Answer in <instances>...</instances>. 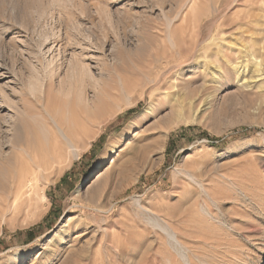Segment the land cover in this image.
Here are the masks:
<instances>
[{"label": "rangeland", "instance_id": "374dc122", "mask_svg": "<svg viewBox=\"0 0 264 264\" xmlns=\"http://www.w3.org/2000/svg\"><path fill=\"white\" fill-rule=\"evenodd\" d=\"M209 2L0 0V158L22 154L18 119L22 141L91 139L38 180L39 209L1 223L0 264H185L154 215L191 264H264V93L209 74ZM246 3L218 15L264 10Z\"/></svg>", "mask_w": 264, "mask_h": 264}, {"label": "bare ground", "instance_id": "6f19581e", "mask_svg": "<svg viewBox=\"0 0 264 264\" xmlns=\"http://www.w3.org/2000/svg\"><path fill=\"white\" fill-rule=\"evenodd\" d=\"M194 1L191 0V3H194ZM246 1L208 0V7L212 16L210 19L212 20L213 16L216 17L214 21L208 19L207 23H205L206 25L204 24L207 34H205L206 37L202 39L201 43H203L204 49L207 52V59L209 60L207 62L211 65L210 75L223 79L227 77V71L232 70L235 78L241 76L242 84H244L247 90H251L254 94L258 92L264 93V10H255L254 12H258L256 14H253V11L247 12L245 15L242 14L241 17H237L235 21H228L229 23L224 20L225 18L223 19L226 16L225 14V16H222L223 14L218 15L219 11H222L223 8L225 10L226 7V11L227 9L232 10L244 5ZM259 20H262V23ZM254 37L261 38L257 40ZM196 46L194 44V48ZM54 71V66L50 65L48 74L52 75ZM6 107L12 109L11 105L7 104ZM146 110L147 108L143 112ZM143 112L138 113L137 116ZM8 121L9 119L6 122ZM21 123L22 121L19 119L17 122H13L12 129L15 135H13L11 144L9 145L13 149L18 148L22 154L5 153L0 158V225L1 223H8L9 221H6L8 220L6 217L8 218V215H13L14 213L17 215L16 212L20 209L22 211L23 209H26V211L39 209L43 205L42 203L46 201V197L43 192H39L36 188L38 180L44 179L45 173L52 169L54 165H58L56 174L59 175L69 166L72 159L76 158L90 146L89 141L91 139L89 140V137H85V134L83 135L79 132L71 134L58 126L53 127L55 130L53 129L54 136L52 137L55 141L52 144L48 143L47 145V143L34 142L33 133L35 131L33 132L31 129H29L30 133H28L30 137L28 135L25 141H22L23 139L20 140L21 136H19ZM43 129L41 130L42 136L48 135L47 133L45 134L46 130ZM113 151L114 147H111L110 152ZM98 165L99 167L102 166L101 163ZM200 187L204 193H209L203 186ZM209 198L213 199L211 196ZM260 201L258 200L257 209L260 213H264V208L259 203ZM26 211L25 213H27ZM198 211L202 216L213 219L207 207L201 205ZM28 214L30 213L28 212ZM151 219L152 224L166 236L169 244L176 249L183 259V263L191 264L184 246L178 239L179 235L177 236V231L175 232L174 228L168 223L169 220L166 221L157 215H154ZM201 263L210 264L204 261Z\"/></svg>", "mask_w": 264, "mask_h": 264}]
</instances>
